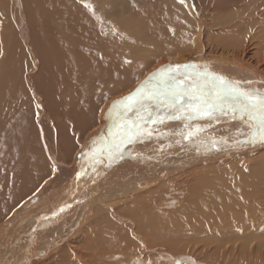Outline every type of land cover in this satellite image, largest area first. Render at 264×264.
Masks as SVG:
<instances>
[{
  "label": "rangeland",
  "instance_id": "rangeland-1",
  "mask_svg": "<svg viewBox=\"0 0 264 264\" xmlns=\"http://www.w3.org/2000/svg\"><path fill=\"white\" fill-rule=\"evenodd\" d=\"M56 1L57 0H0V11L2 10L0 12V23L2 24L0 25H3L1 26L2 32L0 34L13 42L11 48H15L13 56L16 67L14 75L16 77L17 84H19L21 88L18 85L17 87L20 88L22 100H26V110L31 117L30 119L33 118L32 122H34V124L39 121L36 120L37 118H34L36 110L42 113L40 119H43L45 104H42L43 99L38 94L32 79L34 77H42L43 80L39 79L38 81H43V88L48 92H52L55 86V81L51 80V75H57L59 58L56 51L53 52L49 50L48 52L45 50L43 52V57L48 61V66L45 65V68L42 67V64L40 63L41 58L35 51V44H39V47L41 48L43 42L47 43L48 41V36L50 35L49 23L51 21L49 12H51L52 15L56 12V9L54 11V3H56ZM123 1L124 0H109V3H106L108 6L107 9L112 8L115 13L111 15V17H105V20H102L101 22V27H93V29L96 27V30L94 29L96 31V39L101 44L105 46L108 45V50L112 51V49H115L123 52L121 55H111L110 53H105L103 55L106 61H110L111 64H113V68L101 75V80L99 79L98 82H96L97 90L95 85L90 83L89 89L91 97L89 98L92 99V102L89 104L88 101L85 102L82 107L80 106L78 112L79 114L71 113L64 117V142L59 143L56 147L57 155L54 154V152L48 153L47 155L43 154L45 160L43 162L46 163L45 175H47V177L39 180L36 185L31 187L30 190L28 189L26 193L17 198L16 201H12V205L7 208L8 210L6 209L5 212L0 215V244L9 239V235L17 226V223L23 220V213L24 216H27V214L31 212L39 213L50 210L53 211L69 202V198L67 197L73 195V193H71L73 190V184L71 183L75 167L82 159L87 157L90 158L91 155L92 157H96L97 154L95 150L102 147L100 135L97 133V127L99 126L101 115L104 113L106 108L110 106L112 99L117 98L129 88L136 86L140 79L146 74L160 69L161 71L156 74L161 73L162 77L164 76L163 79L165 78L166 83H176L184 90L188 89L186 90L188 92L190 90V93L195 96H207L206 90H208L207 88L211 85L210 88H216L218 90L222 88L228 93H241V95L245 98L247 96L246 99L251 101L254 100V103L264 102V79H259L258 77L247 73H245V75H239L232 69L227 67L225 68L217 62H213L210 64L211 66L208 65L206 68L201 70L195 68L196 66L193 68L191 67L190 70H185V67H183L181 63L186 65V62H178V65H175L176 63L172 62H162L169 54L178 52L182 53L185 52V49L189 50L191 48L190 50L193 49L195 51L198 49L197 51L202 54H207L211 52L213 48L217 51V47L219 45L224 46L225 44L230 45L231 51L234 49L236 51L240 49L239 51H241L242 47L247 46V48L249 47L250 52L253 53L258 47L257 44L261 42L263 43L264 40H261L259 37V39L255 40L257 41L255 42L256 44L253 43V45H251L249 40L245 45V41L248 39L247 35L243 37L238 35L242 34L243 30L241 31L242 33H237L238 36L234 35L235 37H229L227 36L228 31L226 29L222 30L221 25L217 23L218 15H211L212 12H216L215 9L225 11L224 9L227 8V11L231 12L233 8L231 9L230 6L232 5L233 0H138L140 2L131 3V5H128L124 11L122 10L124 9ZM210 9L211 11H209ZM45 12L46 17H43ZM148 13H150V15ZM148 16H150V20L147 19ZM219 17L221 16L219 15ZM151 20H153V22L157 21V28L158 31L162 33V37H159V33L156 35L152 28L148 27L143 30L146 22L150 27L156 25L155 23H151ZM202 21L207 24L206 27L210 30L205 29V32H203V25L200 26ZM171 25L173 30L179 32H176L175 34V36L181 38H177L179 39L178 43H176V39L171 38L172 35L168 37L167 32H173V30L169 28ZM164 26H166L167 29ZM185 26L187 27L185 28ZM114 27H120L121 29L119 28V31H115ZM188 27L189 33L187 30ZM198 27L202 28V35L198 33ZM184 29L187 31L185 32ZM219 31L220 33L218 34ZM206 32H209L208 36ZM136 33L139 36H137ZM185 33L188 34L185 36ZM146 35L152 36L147 38ZM206 37L210 39H207ZM214 38L216 39L215 41ZM197 39L199 40L198 43ZM226 39L228 40L226 41ZM260 40L261 42H259ZM115 41H122L124 43L127 42L128 44L131 43V45H114ZM219 41L220 43L215 46V44ZM50 42L51 45L54 46L53 41L50 40ZM164 42L170 44L169 50L167 49L168 46H166ZM154 43L160 45L161 50H157V52L152 51L146 54L142 52V49H145V46L152 45ZM202 43L206 45L203 46ZM131 46H133L134 49ZM149 49H153V46H150ZM128 51L130 54L126 53ZM127 67L128 69L126 70ZM110 70L112 71L111 73ZM112 73H115V75ZM64 74L66 75L65 72ZM46 75L48 78L45 81ZM126 76L129 79L125 78ZM205 81L211 82L209 84L207 82L206 84ZM121 83L124 85L122 86ZM126 87L128 88L126 89ZM75 89L76 88H72L71 90ZM208 92H210V90ZM171 98L173 99L172 95H162L161 98H154L155 101L153 99L149 101L146 100V97H141L138 100L136 99L137 101L134 100L131 104L127 105V107L124 106L121 110L119 109V114L114 120V122H116L111 125L110 129L109 140L111 142V147L109 153L105 155L104 159L99 163H91L84 174V180L82 182V186L84 187L83 198L80 199V201L76 203L75 207H73L74 209H70L65 216L63 215L59 218L56 217L51 219H56V221L48 220L47 222L39 223L35 233H32L33 235L29 238H21L18 246L8 257L5 258L4 254L0 255V264H4V262H1V259L3 260L7 258V262L9 260L10 264H38L39 261H44L48 255L41 257V255L38 254L39 252L36 250L37 247L44 246L42 243L43 240L46 242L58 240L59 246L51 249L49 253H52L58 248H63L65 245L64 243L66 242H68L69 248H73L74 244L70 242L73 239L74 233L84 224L85 216L81 218V214L83 212V209L81 208L84 206V202H86L89 198V193L92 194L94 198L93 201L95 203L98 202L97 204L101 207L100 210L103 212V219L108 223L107 227L111 225L116 231L118 230L117 226L119 225L120 229L123 231L122 235L126 239L131 238L137 240V234L134 233L136 227L134 226V223H130L129 218L127 217L117 219V222L114 221L116 217H107L106 211H108V207L106 203H109L110 201L115 202V200H120L121 203L130 204L134 208L142 206L146 210L144 215L147 216L146 219H149V222L155 219L161 224L157 225L154 223L153 226H155V228H151L153 230H146V240H141L142 242L137 240L138 245L135 246L134 252L131 253L126 251L127 249L121 247L113 250L111 249L113 247L111 244L110 248H107L106 251H103V253L99 255L95 252H89L87 257L88 264H264V120H258L257 123L260 126H258V128L255 127L256 129L253 127L254 125H247L250 128L244 126L245 129H243L238 125L242 124L244 121L234 124V122H236V116H232L229 113H222L220 111H217L216 113L211 111L209 113L207 111H199L197 108L191 110V107H187L185 103H182V101L179 102L178 99H173L172 101ZM164 106L167 108L166 110ZM86 110L88 114L86 113ZM243 117L246 118L247 116ZM149 118L152 120L150 121ZM200 123L201 125L197 126V124ZM217 126L221 132L216 135L217 129L215 127ZM211 127L215 129L214 134V130L211 129ZM136 128L138 130L134 132ZM208 128L211 129V131L207 134L209 136L206 142L212 140L214 143H211L212 146H199L191 143L192 141L194 142L196 140H200V135L202 134L201 131L206 129L209 130ZM236 128L238 132H232ZM184 129H186V131ZM34 130V132H37L35 128ZM192 130L195 134L199 133L200 135L196 136L194 134H190ZM233 133L235 135H233ZM231 135L234 136V139ZM72 136L76 137L73 138ZM194 136L196 137L194 138ZM235 138H237V140ZM245 138L247 139L244 142ZM171 139L172 141L169 142ZM154 140L156 142H154ZM164 141H167L168 143ZM234 141L237 143H234ZM86 144L89 145V148ZM166 145L169 147V153L167 154L178 152L183 156L185 155V158H190V156H194V159L199 158L197 162L193 160L188 163L186 162V164L185 162L182 164H185V167L192 165V167L195 168V170H193V168L190 167V175L192 172H197L200 174L199 177L202 178L201 175H203L204 182L212 181L215 183V186L213 185L214 187L218 186L211 190V192L207 191L202 193V196L205 197V199H208V201L212 199L219 201L217 206L220 207L219 211L221 212L216 213L217 217L213 213H205L203 216H200V218H190L188 224H185L186 222L183 223L185 215L181 216L178 211L180 212L181 207L186 202V198L192 193L190 188L194 185L193 183H195V181L192 182L193 176L192 178L190 176L191 185L187 188V190L184 189L186 188L185 186L177 187L176 191L174 189L170 190V192H168L170 196L165 199L166 202L164 203L159 200L157 201L158 197L161 196L164 190L161 191L155 199L151 198L150 201L143 200L142 196H145L148 193V191L152 188L150 183L154 182L153 180L147 181V171H149L151 167H154V165L159 164V156H162L163 150L167 148ZM93 148H95V150ZM233 148L235 149L233 150ZM206 154L207 156H205ZM209 155L211 157H209ZM46 157H48V159H46ZM196 163H198L200 167L198 166V168H196ZM182 164L181 167L184 166ZM205 164L212 165V167L206 170L203 168L206 166ZM224 181L226 183H224ZM248 181H250L251 185H249L250 183H248ZM219 182H223V184ZM235 184H237L236 187H234ZM224 185L226 187L225 190L221 189V187L224 188ZM229 186L230 188L228 189L227 187ZM244 186H246V188ZM133 188H136V192L135 189L130 191V189ZM206 188L207 187H204V189ZM251 189L254 192V195H252L251 198L248 194H245L246 196L243 195L244 192H247V190L250 191ZM139 194H141V196ZM214 194L217 195L215 196ZM105 196L108 197V199L105 200L106 202L102 201ZM233 196L240 197L237 201L239 202L238 205H241H239V208L235 207L234 209L232 208V210L228 211L225 205ZM259 196L260 199L258 198ZM133 197H137V201L132 204L131 202ZM99 200H101V203ZM40 201L41 203H39ZM249 203H251L250 206ZM232 206H234V204L230 207ZM118 208L121 209V206ZM134 208H132L131 211L134 212ZM159 208L161 212L159 211ZM243 208L253 212L252 216H249L250 218H248V216H243ZM27 210H30V212H27ZM165 212H167L168 216L165 215ZM212 216L213 218H210ZM178 217L182 220H176ZM79 218L83 220H79ZM170 218L172 220L174 219L173 223ZM209 218L210 222H204ZM217 219H223L224 221L220 224V220L217 222ZM31 223L32 221L30 220L25 221L23 226H21L22 230H24L23 227H28L25 230H29ZM143 224L145 225V221ZM166 226L169 229L166 228ZM134 256L138 258L134 259ZM25 258L28 259V261L25 260ZM132 259L133 261L130 262ZM127 260L129 261L127 262Z\"/></svg>",
  "mask_w": 264,
  "mask_h": 264
},
{
  "label": "bare ground",
  "instance_id": "bare-ground-1",
  "mask_svg": "<svg viewBox=\"0 0 264 264\" xmlns=\"http://www.w3.org/2000/svg\"><path fill=\"white\" fill-rule=\"evenodd\" d=\"M138 2H140V1H138V0H124L123 3L125 5L123 4L124 9H122V10L124 11L125 8L128 7V5L129 6L131 5V3H138ZM106 3H109V0H64V1L57 0L56 3H54V11L56 9V12H54V15H52V13L49 12L50 19H51V21L49 23L50 24V32H49L50 37L48 36L47 43L43 42V45L41 46V48L39 47V44H35L36 45L35 51L37 52L38 56L41 58L40 63L42 64L43 68H45V65L48 66V63H47L48 61L43 57V52L45 50L48 52H49V50H51L53 52L56 51L58 58H59V62H58V66H57V75H51V80L55 81V86H54V89L52 92H48L47 90H45L43 88V81H38L39 79H42V77H34L32 79L33 84L36 87L38 94L43 99L42 104L43 105L45 104V110L43 112L44 113L43 119H40L42 113L38 112L36 110L34 118H37L36 120H39V121L36 122L35 124H34V122H32L33 118L30 119L31 117L29 116V114L26 110V107H27L26 106L27 105L26 100L24 99V101H23L21 98L22 97L21 92H20L21 86L19 84H17L16 77L14 75V71H15L16 67L14 64L15 60H14V56H13L15 48L14 49L11 48V46L13 45V42H11V40L6 39L2 34H0V215H2V213H4L5 210L10 207V205H12V203H11L12 201L13 202L16 201L17 198H19L21 195L25 194L28 189L30 190L31 187L36 185L39 182V180L45 179L47 177V175H45L46 163L43 162V161H45L43 154L47 155L48 153H53V152H54V154H56L57 153L56 147L58 146L59 143L64 142L63 141L64 135H65V129H64L65 118L64 117L66 115L71 114V113L72 114H79L78 112H79L80 106L82 107L85 104V102L89 101V104H90V102H92L91 101L92 99L89 98V97H91L90 96V89H89L90 83H93L95 85L96 90H97L96 82H98L100 77H102L101 75L103 73L107 72L109 69L113 68L112 67L113 64H111L110 61H106L104 59L103 55L105 53L106 54L110 53L111 55H113V54L121 55V53L123 52V51L120 52V51L112 49V48H111L112 51H110V50H108V47H107L108 45L105 46V45L101 44L96 39L97 38L96 37V31H95L96 27H98V26L101 27L102 20H105V17H108V16L111 17V15H113L115 13V11L112 8L107 9L108 6ZM228 3H230V2H228ZM207 4H209V3H207ZM217 4H218V2H217ZM210 5H211V3H210ZM216 7H218V6H216ZM222 8H224V7H222ZM230 8L231 9L233 8L232 11L230 9H228L231 12L227 11V8H226V9H224L226 12L221 11V9H215L216 12H214V13L212 12L213 14L211 13V15H215V14L218 15L217 23H219V25H221L222 30L226 29L228 31L227 36L235 37L234 35H236V36L241 35L243 37V36L247 35L248 39L245 41V45L249 40H250L251 45H253V43L257 42L255 40L259 39V37L261 40H264V0H233ZM209 11H211V9ZM212 11H214V10H212ZM42 12H43V10H42ZM148 14L150 15V13H148ZM207 15H208V13H207ZM219 15L221 17H219ZM43 17H46V12L44 13ZM202 18H204V17H202ZM147 19L150 20V16H148ZM200 19H201V17H200ZM109 21H110V19H109ZM156 22L157 21L153 22V20H151V23L156 24L153 27H150L148 25V23L146 22L145 25L143 24L145 27V28H143V30L148 28V27L152 28V30H154L156 35L159 33V37H162V35H161L162 33L158 31V28H157L158 24ZM0 24H2V23H0ZM202 25L204 28L203 32H205V29L210 30L206 27L207 24L204 21H202V24H200V26H202ZM1 26H3V25H0V33L2 32ZM94 26H96L94 28L95 30L93 29ZM208 26H210V25H208ZM164 27L166 28V26H164ZM186 27L187 26H185V28ZM119 28L114 27V30L119 31ZM169 28H171V30H173L172 25ZM182 28H184V27H182ZM188 29H189V27L187 28V30ZM201 29L202 28L198 27V33L202 35ZM242 30H243V33L241 32ZM184 31H185V29H184ZM216 31H217V29H216ZM121 32H120V34H121ZM176 32H177L176 30H173L172 33H169V31L167 33H168V37H170V35H172L171 38L176 39L177 42L176 41L175 42L178 43L179 39H177V38H180V37L175 36ZM240 32L242 34L237 35V33H240ZM177 33H179V32H177ZM188 33H189V30H188ZM208 33L209 32H206L207 36H208ZM219 33H220V31L218 32V34ZM187 34L185 33V36ZM136 35H137V33H136ZM137 36H139V35H137ZM150 36H152V35H148V36L146 35L147 38ZM181 36H183V35H181ZM216 36H214V37H216ZM224 36H226V35H224ZM49 39L53 41L54 46L51 45V42ZM167 39H169V38H167ZM207 39H210V38H207ZM239 39H241V38H239ZM215 40L216 39L214 38V41ZM218 40H220V39H218ZM222 40H223V38H222ZM222 40H221V42H222ZM227 40L228 39H226V41ZM261 40L259 42H261ZM198 41L199 40L197 39V43H198ZM240 42H241V40H240ZM164 43L166 46H168L167 49L169 50L170 44H168L167 42H164ZM219 43H220V41L217 42L215 44V46L218 45ZM129 44L131 45V43H129ZM129 44L127 42L124 43L122 41L121 42L115 41V43H114V45H120V46H123V45L128 46ZM207 44H208V42H207ZM223 44H224V42H223ZM161 45H162V43H161ZM204 45H206V44H203V46ZM257 45H258V47L256 48L255 51L253 50L254 51L253 53L250 52L249 47L247 48V46L242 47L241 51H239L240 49L238 51H236L235 49H234L235 51L234 50L231 51L229 44L228 45L225 44L224 46L219 45L217 47V51L215 48H213L211 50V52H209L207 54H202L201 52L197 51L198 49L196 51L193 49L190 50L191 49L190 48L189 50L185 49V52H182V53L178 52V53H174V54H169L167 56V58L164 59L162 62L163 63L172 62V63H176L175 65H178V62H186L187 63L186 65L181 63L182 66L185 67V70L186 69L190 70L191 67L193 68L195 66H196L195 68H198L201 70V69L206 68V66L210 65L213 62H217L219 65L224 66L225 68L227 67L229 69H232L233 71L237 72L239 75L240 74L245 75V73H247V74H250L252 76L258 77L259 79H264V41H263V43L261 42ZM150 46L151 47L153 46V49H149ZM131 47H133V46H131ZM200 48H201V46H200ZM133 49H134V47H133ZM157 50H161L160 45H157L154 43L152 45L145 46V49L143 48L142 52L144 54H146V53H150L152 51L157 52ZM126 51H127V49H126ZM204 52H206V51H204ZM126 53L130 54L129 51ZM164 56H166V55H164ZM120 61H121V58H120ZM126 62H127V60H126ZM132 63H133V61H132ZM136 63H138V62H136ZM146 65H148V64H146ZM128 67H130V66H128ZM128 67L126 68V70L128 69ZM119 68H120V66H119ZM123 68H121V69H123ZM200 70H198V71H200ZM119 71H120V69H119ZM160 71L161 70L159 69V70H157L155 72H151L149 74H146V71H145L146 75L140 79V81L136 84V86H134V87L130 86L131 88H129L127 91L124 90L125 92L123 94H121L117 98L111 100L110 106L108 108L105 107L106 108L105 111L103 110L104 113L101 115L100 121H99V126L97 127L98 128L97 133L100 135L102 147L98 148L96 150H95V148H93L95 150L97 156L92 157V155L91 156L89 155L90 158L87 157L85 159H82L77 164V166L75 167V169L73 171V180L71 183V184H73V187H72L73 190L71 192V193H73V195L70 197L69 196L67 197V198H69L68 199L69 202L67 204L64 203L65 205H62L57 210H53V211L50 210V211L39 212V213H32L31 212V213L27 214V216H24V213H23V215H22L23 220L21 222L19 221L15 228L13 227L14 230H12V232L10 233L9 239L7 241L3 242L2 244H0V255L4 254L5 258L8 257L12 253V251H14V249L18 246L21 238H23V237L29 238L33 235L32 233H35V230L38 228L39 223L47 222L48 220H51V219L56 218V217L59 218L60 216H63V215L65 216L66 213L70 209L75 207L76 203L78 201H80V199L83 198V193H84L83 188L84 187L82 186V182L84 180L83 177H84V174L86 173V171L88 169V166L91 163L97 164L100 161H102L104 159L105 155H107L110 151V147H111L110 143L111 142L109 140V137H110L111 125H113L116 122V121L114 122L115 117L118 116L119 111L121 110V109L120 110L118 109L116 111L115 107H113V103L115 101L121 99V98H124L128 93H130L133 89L137 88L141 83H143L142 90L145 92L144 98L146 97V100H149V101L152 99L154 100V98H157V97L161 98L162 95H165V96L166 95H172L173 99H178L179 102L182 101V103L183 104L185 103L187 107L190 106L191 110L197 108V109H199V111H205V112L207 111L209 113L211 111L215 112V113L217 111H220L222 113H229L232 116H236L235 117L236 122H234V124H236L240 121H244L242 124L238 125V126L242 127L243 129H245V127L247 125H251V126L254 125L253 126L254 128L255 127L258 128V126H260L257 123L258 120L259 121L264 120V102L254 103L255 102L254 100H253L254 101L253 102L251 100L246 99L247 96L245 98L243 95H241V93L240 94L228 93V92H226L225 89H222V88H220V90H218L216 88H210L211 85H209V88L206 87L208 89V90H206L207 96H202V97L201 96H195L192 93H190V90L188 92V91H186L188 89L184 90L180 85H178L176 83H166L165 78L163 79L164 76L162 77L161 73L156 74ZM196 71H197V69H196ZM64 72L66 73V75L64 74ZM111 72L112 71L110 70V73ZM121 72H123V71H121ZM124 72H125V70H124ZM115 73H117V72H115ZM115 73H112V74L115 75ZM68 75H69V77H68ZM47 78L48 77L46 75L45 81L47 80ZM125 78H128V77L126 76ZM204 78H205V76H204ZM209 79H211V78H209ZM211 81H213V80H211ZM211 81H209V82L205 81V82H206V84H207V82L209 84ZM220 81H221V78H220ZM17 85L20 88L17 87ZM121 85H122V83H121ZM128 87H126V89ZM72 88H76V89L71 90ZM103 89H104V87H103ZM209 90H210V92H208ZM248 98H249V96H248ZM84 99H85V101H84ZM173 99H172V101H173ZM137 100H135V101H137ZM136 107H138V106H136ZM164 108H165V106H164ZM166 109L167 108H165V110ZM103 111H101V112H103ZM161 111H163V110H161ZM86 113H87V110H86ZM222 115H224V114H222ZM210 116H213V115H210ZM243 116H247V117L245 118ZM191 117H193V116H191ZM121 120H123V119H121ZM149 120H150V118H149ZM136 122H137V120H136ZM104 124H106L105 127L103 126ZM139 124H141V123H139ZM158 124H160V123H158ZM199 125H201V123L197 124V126H199ZM146 126H147V124H146ZM146 126H145V128H146ZM157 127H159V126H157ZM247 127H249V126H247ZM34 128L37 130V132H34L35 131ZM215 128L217 129L216 130V135H217V133H219L221 131H219L218 126ZM249 128H248V131H249ZM121 129H125V128H121ZM211 129H213V128L211 127ZM211 129H209V130L206 129V130L201 131V133H202L201 135L199 133L195 134V132L193 131L195 129H193L191 132L189 131L190 134H192V135L194 134L196 136L197 135L201 136L200 140L192 139V140H196V141H194V142L192 141L191 143L197 144L199 146L200 145L201 146L202 145L212 146L211 143H213V141L211 139H210L211 141L206 142L208 140L207 138L209 136L207 134H209ZM136 130H138V129L136 128L134 132H136ZM184 130L186 131V129H184ZM213 130H214V132H213V134H214L215 129H213ZM224 130H225V127H224ZM227 130H228V128H227ZM101 131H102V133H101ZM235 131H237V128L235 130H233L232 132H235ZM232 132H230V133H232ZM130 133H131V131H130ZM252 133H253V131H252ZM155 134H156V132H155ZM233 135H235V134L233 133ZM76 136H74V137H76ZM89 136H91V135H89ZM196 136H194V138ZM231 137L233 138L234 136L231 135ZM240 137H241V135H240ZM235 139L237 140V138H235ZM246 139L247 138H245L244 142L246 141ZM250 139H251V137H250ZM134 140H135V138H134ZM141 140H142V138H141ZM164 140H166V139H164ZM97 141H99V140H97ZM132 141H133V139H132ZM170 141H172V139L169 140V142ZM154 142H156V141L154 140ZM164 142L168 143L167 141H164ZM174 142H177V141H174ZM91 143H92V141H91ZM137 143H139V142H137ZM234 143H237V142L234 141ZM86 145H88V144H86ZM239 145H240V143H239ZM150 146H151V144H150ZM247 146H248V144H247ZM166 147L167 148L165 150L161 149V150H163V152H162L163 154H162V156H159V164L154 165V167H151L150 170L147 171V177H146L147 181L153 180L154 182L150 183L152 188L148 191V193L145 196H142L143 200L150 201L151 198L155 199L156 196L161 191L164 190L162 192L161 196L158 197V199H157V201L159 200L162 203H164V202H166L165 199H167L170 196V194L168 193V192H170V190L174 189L176 191L177 187H180V186H185L186 188H184V189L187 190V188L191 185L190 184V182H191L190 176H191V178L193 176L192 182L195 181V183H193L194 185H192L190 188L192 190V193L189 197L186 198V202L181 207L180 212L178 211V213L181 214V216L185 215L183 223L186 222L185 224H188V222L190 221L189 220L190 218H195V219L200 218V216H203L205 213H213L216 215L217 212H221V211H219L220 207L217 206V203H219L218 200L212 199V200L208 201V199H205V197L202 196L203 192H207V191L211 192V190H213L214 188H216L218 186L214 187L215 183L212 181L207 180L208 182H206V181L204 182L203 175H201L202 176V178H201V177H199L200 174L197 172H192L190 175L189 170H191L190 167H192V165L185 167L186 162L188 163L189 161L191 162L193 160L197 162L199 160V158L194 159V156L193 157L190 156V158H185V155L183 156V155L179 154L176 149L175 150L177 153L167 154V153H169L168 152L169 147L167 145H166ZM88 148H89V145H88ZM156 148H158V147H156ZM179 148H180V146H179ZM187 148H189V147H187ZM59 149H60V147H59ZM225 149H226V147H225ZM228 149H229V147H228ZM234 149L235 148H233V150ZM210 150H211V148H210ZM237 150H238V148H237ZM237 150H236V152H237ZM223 151H224V149H223ZM84 155H83V158H84ZM205 156H207V154ZM209 157H211V156L209 155ZM144 158H146V157H144ZM46 159H48V157H46ZM184 162H185V164H182ZM181 164L184 166L181 167ZM196 164H197L196 168H198V166L200 167V165L198 163H196ZM151 165H152V163H151ZM205 165L206 166L203 168L206 170H208V168L212 167V165H209V164H205ZM193 170H195V168H193ZM70 180H71V178H70ZM65 182H67V181H65ZM219 183L223 184V182H219ZM224 183H226V182L224 181ZM248 183H250V181H248ZM67 184H69V183H67ZM225 185H224V188L221 187V189L225 190V188H226ZM249 185H251V183ZM69 186H71V185H69ZM236 186H237V184L234 185V187H236ZM239 186H240V184H239ZM130 187H132V186H130ZM204 187H207V188L204 189ZM244 187L246 188V186H244ZM136 188L130 189V191L135 189V192H136ZM227 188L229 189L230 186ZM244 190H246V189H244ZM137 191H139V190H137ZM63 193H64V191H63ZM255 193H256V191H255ZM212 194H213V192H212ZM245 194H248L251 198L252 195H254V192L251 189L250 191L247 190V192H244L243 195H245ZM139 195L141 196V194H139ZM227 195H229V194H227ZM232 195H233V193H232ZM91 196H92V194L89 193V198L86 200V202H84V206L81 208V209H83V212L81 214V218L83 216H85V218H84L85 221H84L83 226H81L73 235V239L70 242V243L74 244L73 248H69L68 242H66V243H64L65 245L63 248H58L57 250L54 249L55 251H53L52 253H49V251L51 249L59 246L58 240H53L52 242H48V241L46 242L43 240L42 243L44 244V246L37 247L36 250H37V252H39L38 254L41 255V257L47 256V255L48 256H47V258H45L44 261H39L38 264H88L87 257H88L89 252H95L97 255H99V254L103 253V251H106L107 248H110L111 244L113 245V247L111 248L113 250L117 249L118 247H121V248L127 249L126 251H129L132 253L135 250V246L138 245L137 240L140 242L146 240V235H147L145 233L146 230H148V229L153 230L151 228H153V227L155 228V226H153L154 223L157 225L161 224V223H159L158 220H155V219H153L149 222V219H146L147 216L144 215L146 210L142 206L134 208L130 204L121 203L120 200H115V202L110 201L109 203H106V205L108 207L107 208L108 211H106L107 213L105 212L107 214V217H111V216L116 217V219L114 220L116 222H117V219L127 217V218H129L130 223L131 222L134 223V226L136 227L134 233L137 234V240L131 239L130 238L131 234L129 236L130 239H126L122 235L123 231L120 229L118 224H117L118 230H116V231L112 228L111 225H109V227H107L108 223L103 219V214H102L103 212H102V210H100L101 207L97 204L98 202L95 203L93 201L94 198H93V196L92 197ZM123 196H125V195H123ZM235 196H238V195H235ZM65 197H66V195H65ZM106 197L107 196H105L102 199V201H105L106 199H108V197L107 198ZM136 198H134V197L132 198V202H131L132 204L135 201H137ZM258 198L260 199V196ZM218 199H219V196H218ZM239 199H240V197H234V196L232 198H230L228 200V203L225 205V207H227L226 209H228V211H230V210H232V208L233 209L235 207L239 208V205H241V204L238 205L239 202L237 200H239ZM259 199H257V200H259ZM99 202L101 203V200H99ZM39 203H41V201ZM232 204H234V206L230 207ZM250 205H251V203H249V206ZM120 206H121V209L118 208ZM30 207H29V209H30ZM216 207H218V208H216ZM228 207H230L231 209ZM85 208H87V209H85ZM132 208L135 209L134 212L131 211ZM157 208H158V206H157ZM159 211H160V208H159ZM244 211H243V213H244L243 216H248V218H250L249 216H252L253 212H251L250 210L245 208ZM27 212H30V210H27ZM25 213H26V211H25ZM54 213H56V214H54ZM165 213H166L165 215H167V212H165ZM237 213H240V212H237ZM48 214H50V215H48ZM152 215H153V213H152ZM18 217H17V219H18ZM134 217H136V218H134ZM216 217H217V215H216ZM20 218H21V216H20ZM81 218H79V220ZM210 218H213V216ZM210 218L205 220L204 222H206V221L210 222ZM180 219L178 217V219H176V220H180ZM195 219H194V221H195ZM27 220L32 221L31 227L29 230H25L28 227L27 228L23 227L24 230H22L21 226H23V223ZM81 220H83V219H81ZM219 220L220 219H217V222ZM51 221H56V219L51 220ZM144 221H145V225L143 224ZM223 221H224L223 219L220 220V224H222ZM169 222H171V221H169ZM173 222H174V219L172 220V223ZM163 225H164V223H163ZM172 226H174V225H172ZM166 228H168V227L166 226ZM9 229H12V228H9ZM151 234H152V232H151ZM42 243H41V245H42ZM73 255H74V258H73ZM137 258L138 257H135L134 259H137ZM7 259H3V260L1 259V262L2 263L4 262V264H10L9 260L7 262ZM118 259H119V257H118ZM25 260L28 261V259H26V258H25ZM128 261L129 260H127V262ZM131 261H133V259L130 260V262Z\"/></svg>",
  "mask_w": 264,
  "mask_h": 264
},
{
  "label": "water",
  "instance_id": "water-1",
  "mask_svg": "<svg viewBox=\"0 0 264 264\" xmlns=\"http://www.w3.org/2000/svg\"><path fill=\"white\" fill-rule=\"evenodd\" d=\"M143 83H141L137 88L133 89L130 93H128L124 98H121L113 103V107H115V110L121 109L124 106L129 105L134 100L139 99L141 97H144L145 92L142 90ZM104 127L106 124L103 125ZM102 133V131H101ZM56 214V213H54ZM53 214V215H54ZM50 215V214H48Z\"/></svg>",
  "mask_w": 264,
  "mask_h": 264
}]
</instances>
